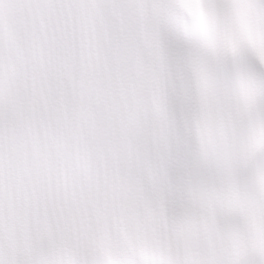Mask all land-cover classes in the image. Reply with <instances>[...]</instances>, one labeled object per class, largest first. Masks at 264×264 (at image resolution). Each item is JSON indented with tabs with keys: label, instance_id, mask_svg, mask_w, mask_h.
<instances>
[{
	"label": "snow or ice",
	"instance_id": "obj_1",
	"mask_svg": "<svg viewBox=\"0 0 264 264\" xmlns=\"http://www.w3.org/2000/svg\"><path fill=\"white\" fill-rule=\"evenodd\" d=\"M0 264H264V0H0Z\"/></svg>",
	"mask_w": 264,
	"mask_h": 264
}]
</instances>
